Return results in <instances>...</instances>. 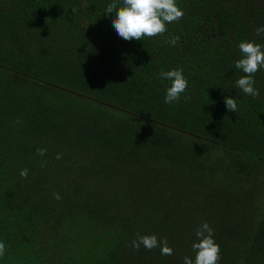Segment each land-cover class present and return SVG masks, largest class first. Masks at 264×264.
<instances>
[{"label":"trees","instance_id":"obj_1","mask_svg":"<svg viewBox=\"0 0 264 264\" xmlns=\"http://www.w3.org/2000/svg\"><path fill=\"white\" fill-rule=\"evenodd\" d=\"M113 2L0 0V264H184L205 222L219 264H264V67L255 98L235 67L264 46V0H176L182 19L131 41ZM153 234L172 255L132 247Z\"/></svg>","mask_w":264,"mask_h":264},{"label":"clouds","instance_id":"obj_2","mask_svg":"<svg viewBox=\"0 0 264 264\" xmlns=\"http://www.w3.org/2000/svg\"><path fill=\"white\" fill-rule=\"evenodd\" d=\"M115 11V18L112 25L119 37L131 41L143 40L145 37L153 38L162 36L167 32V25L177 22L183 18L184 12L178 7L176 0H123V6L117 7L115 2L107 6L106 13ZM264 33V27L256 29V34ZM180 37L171 38L168 43L175 45ZM264 46L253 42H241L239 49L243 58L235 64L237 69L245 73L244 76L236 81V85L245 95L253 98L259 97L260 92L254 87V74L261 67H264ZM161 78L170 80L171 86L166 90L165 103L171 104L178 102L182 93L187 90L188 81L183 75V70H170L161 72ZM225 103L228 111L238 112V105L234 98L225 97ZM38 155H45L46 149H37ZM59 158V156L57 157ZM28 169H22L20 175L24 178L28 176ZM55 199H61L59 193H54ZM198 242L193 243L192 248L195 252V259L184 257V264H219L220 246L213 238V229L207 222L203 223L196 231ZM143 245L151 251L157 247L161 248L162 255H172L173 249L168 246L167 240H158L156 235H138L132 241V247L139 250ZM161 245H163L161 247ZM6 252V246L0 242V257Z\"/></svg>","mask_w":264,"mask_h":264}]
</instances>
